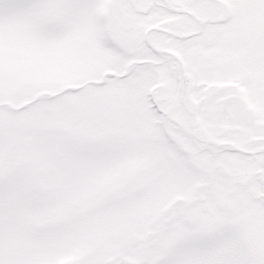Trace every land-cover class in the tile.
Instances as JSON below:
<instances>
[{"label": "snow or ice", "instance_id": "snow-or-ice-1", "mask_svg": "<svg viewBox=\"0 0 264 264\" xmlns=\"http://www.w3.org/2000/svg\"><path fill=\"white\" fill-rule=\"evenodd\" d=\"M0 264H264V0H0Z\"/></svg>", "mask_w": 264, "mask_h": 264}]
</instances>
